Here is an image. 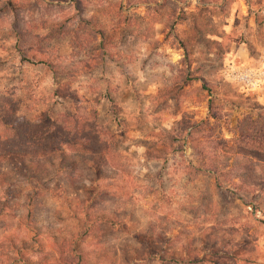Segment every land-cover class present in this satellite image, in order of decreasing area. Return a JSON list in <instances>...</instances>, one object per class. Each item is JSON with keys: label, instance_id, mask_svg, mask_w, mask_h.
Instances as JSON below:
<instances>
[{"label": "clouds", "instance_id": "1", "mask_svg": "<svg viewBox=\"0 0 264 264\" xmlns=\"http://www.w3.org/2000/svg\"><path fill=\"white\" fill-rule=\"evenodd\" d=\"M176 5H188V16L173 30ZM233 61L251 75L243 92ZM189 76L220 93L225 119L239 117L241 135H264V0H0V151L20 147L25 124L23 134L33 137L25 147L80 145L66 152L76 164L64 165L78 170L51 179L62 214L49 229L57 246L42 250L17 220L0 228V264H76L72 250L81 264H173L165 250L193 264L192 249L201 264L213 252L218 264H264V147L225 131L234 155L217 168L209 142L196 147L187 136L199 127L190 122L191 106L179 105ZM226 92L240 93L235 106ZM199 110L203 119L208 110ZM173 144L175 153L164 151ZM6 176L9 168L0 167V200ZM23 188L25 199L35 190ZM78 190H95L97 198L108 192L129 230L99 243L94 229L85 237L92 225L77 214Z\"/></svg>", "mask_w": 264, "mask_h": 264}, {"label": "rangeland", "instance_id": "2", "mask_svg": "<svg viewBox=\"0 0 264 264\" xmlns=\"http://www.w3.org/2000/svg\"><path fill=\"white\" fill-rule=\"evenodd\" d=\"M187 6L188 5L179 7V5H176L172 7V16L175 17V20H173L172 24L173 30H175L179 21L187 19L188 14L184 10ZM177 7H179V14H177ZM203 11L204 10L202 9L201 14H203ZM221 12H223V8H221ZM125 23H127V20H125ZM209 23H211V17H209L204 22L205 25ZM237 23H239V21H237ZM198 28L200 31L204 30L203 26L198 25ZM210 31L213 35H223L222 33L217 32L214 27ZM181 46L186 47L183 41L181 42ZM101 47H104V45H101ZM220 50L223 51L222 48ZM221 67H223V64H221ZM224 71L227 73L230 71V69L225 68ZM231 75L234 78L235 84L239 87L240 92H243L246 87L252 86L251 75L247 72V69L240 68L237 61H233ZM180 91L181 96L179 98V105H190L192 108V118L190 122L193 125L195 123L199 125L200 130H197L195 134L198 136L197 140H223L224 132H231L233 130H235L237 138L241 136L239 127L236 123V121L239 120V117L233 118L231 122L225 119L228 113H224L222 111L224 105L220 93L217 92L216 95H213L212 88L209 87V84L207 82L201 84L199 76L195 78L189 76L187 83L183 88L180 89ZM223 95L225 97L229 95L234 97L230 101V103L235 106V104L237 103L235 97H239L240 93L226 92ZM200 106H203L208 110L207 115H204L203 119H199V117L201 116V111L199 110ZM191 130L192 129L187 130L188 137H191ZM121 135H123V133H121ZM247 137L256 139L251 135H248ZM163 147L165 152L175 153L177 149L176 144H173L172 146L165 145ZM185 158L187 157L185 156ZM165 163H167V161H165ZM5 166L9 168L10 172L12 173V177L9 181V178L6 176L3 181V184H7L8 187L5 189V196L7 197V199L0 200V228L7 230L12 224L19 220L20 223L16 225V227L26 230L32 235V237L34 233L31 232V229L29 228L30 224L43 226L47 235L57 236L50 233L49 231L55 221L60 220L62 222V214L60 213L59 209L55 208V203L59 201L60 197L54 196L56 192L55 189H50L51 179L53 178L54 173L59 174L62 172H66L68 173V175H71L72 171L78 170V166H75L72 169L68 168L58 170L56 167H52L46 171H35L24 167L13 157H8L6 162L0 165V167ZM91 170L96 172L98 181L104 179L94 168H92ZM25 184H32L35 188L34 191L27 193L26 199L24 198L25 189L23 188ZM57 187H59V183L57 184ZM216 187H219L218 183ZM64 191L65 204H67L68 208L71 209L72 203L69 202L68 197L72 196V193L68 192V188H65ZM108 196L109 193L104 192L99 198H97L95 190H78L76 191L74 197L76 206L79 209L77 214L87 220L89 224L94 222L89 221L85 218L84 212L86 210H104L110 213H115V218L118 221L116 222V225H110L104 221H99L97 225H95V227L92 226L91 228L83 231V235L85 237H88L93 233L94 229V237L97 239L98 243L103 240L108 232L119 233L121 230L127 232L131 225V221L128 219V217L122 216L116 211L114 207L111 206L112 202L106 199ZM222 196L223 194L221 193V197ZM237 207H239V205ZM135 238L141 240L144 239L143 236L139 235H137ZM40 239L43 240L46 239V237L42 236L40 237ZM47 239L48 242L46 246L48 248L55 247V245L50 244L49 238ZM43 249L45 250V246L42 248V250ZM155 251V248H152L150 250L145 249L144 255L152 256ZM165 251L166 254L173 256V264H179V261L174 258V253H170L168 250ZM199 251H203V249ZM188 254L193 258V264H201L198 250L192 249ZM240 255H244V253H240ZM161 259L163 260L164 256H161ZM204 259L208 261V264H218L215 252H213V255L210 257L205 256Z\"/></svg>", "mask_w": 264, "mask_h": 264}, {"label": "trees", "instance_id": "3", "mask_svg": "<svg viewBox=\"0 0 264 264\" xmlns=\"http://www.w3.org/2000/svg\"><path fill=\"white\" fill-rule=\"evenodd\" d=\"M194 126H199L197 123L194 124ZM197 130H200L199 127H194V129L191 130V137L193 138V145L198 147V141L196 132ZM27 131V125L25 124L23 126V130L21 133V143L20 147L12 150L8 149V151H0V165L5 163L8 159V152H11V157H13L18 163L23 165L24 167H27L31 170L35 171H46L49 168L56 167L58 170L62 169H68L64 167V165L71 162L72 164H76L75 157H70L66 155L67 151H73L76 148H78L79 142L72 143L69 145H65V151H60L58 148L57 141H50L45 142L43 141H33L34 147H25L24 141L25 140H32L33 137L31 135L25 136L23 133ZM57 133H51V136H56ZM60 139H63V137H60ZM241 143H247L248 145H256L259 144L261 147H264V135H261L259 139H251L247 136H240L238 138ZM204 141V140H203ZM209 142L208 147L212 151L213 159L217 162V168H219L220 164L224 163L225 161L230 160V158L234 155L232 151L229 150L228 144L226 141H223L221 139L219 140H213V141H205ZM5 146H0V148H3ZM87 147V146H85ZM57 153L59 155L57 156ZM89 162L84 161L85 165H88ZM207 163V161H205ZM51 166V167H49ZM84 216L89 221H92L94 223H91L93 227L97 225L99 221H104L110 225H116L118 222L115 218V213H110L104 210H86L84 212ZM29 228L31 229V232L34 233L33 239L36 241L41 242V249L47 244L48 239L50 241V244L57 246L59 241V236H49L45 232V228L43 226H38L35 224H30ZM46 237V239L41 240L40 237ZM44 250V249H43ZM69 249L65 248V253H68ZM71 255L76 258V264H81L82 257H79L78 254L72 250Z\"/></svg>", "mask_w": 264, "mask_h": 264}]
</instances>
